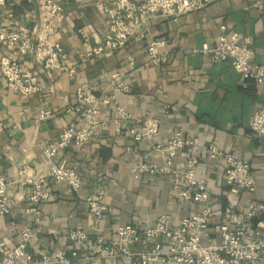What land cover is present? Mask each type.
<instances>
[{
  "label": "crops",
  "instance_id": "0c3cea01",
  "mask_svg": "<svg viewBox=\"0 0 264 264\" xmlns=\"http://www.w3.org/2000/svg\"><path fill=\"white\" fill-rule=\"evenodd\" d=\"M39 1L6 0L5 8L13 11L17 23L31 28L38 24ZM111 4L112 0L63 1L64 18L53 39L62 46L66 64L74 67V74L58 75L52 91H48L45 77L30 57L14 55L0 45V56L17 58L23 68L39 75L41 86L39 92L21 96L8 90L0 75V176L12 178L22 165L29 174L44 171L48 160L43 148L73 121L64 108L75 102L77 87L107 94L113 86L112 73H119L129 86L128 91L115 94V102L133 117L131 124L138 125L137 121L145 117L155 118L159 124L151 140L136 142L128 133L114 130L115 105L101 107L97 135L84 146L64 148L52 158L58 164L77 167L84 182L82 190L77 193L62 183L51 182L50 197L40 203L37 222L26 211L29 188L7 189L9 211L0 215V239L14 246L19 231L24 226L32 227L38 238L27 251L33 256L68 250L67 233L72 228L90 235L84 249H92L93 219L84 202L86 194L105 193L108 211L98 222L96 233L106 240L121 224L143 228L164 215L170 225L176 226L182 217L200 209L204 203L185 202L175 196L170 177L141 175L135 179L132 175L137 157L161 162L152 146L164 144L176 130L203 149L215 145L247 162L255 180L253 196L246 192L231 195L223 185L224 163L206 155L199 157L195 175L204 179L210 191V233L229 214L242 215L252 198L264 202V136L255 135L247 126L250 115L264 100V84L242 80L228 63H215L201 51L203 44L214 45L221 33L236 32L250 38L253 61L264 62V0H217L176 20L156 14L142 18L140 29L147 37L166 43L169 57L161 65H147L144 44L134 41L113 53L82 61L78 53L89 46L82 43L77 27L90 23L104 35V9ZM42 108L49 109L51 117L39 122L36 116ZM174 167L182 171V152L175 156ZM76 264L109 263L81 260Z\"/></svg>",
  "mask_w": 264,
  "mask_h": 264
},
{
  "label": "built area",
  "instance_id": "2783aa9c",
  "mask_svg": "<svg viewBox=\"0 0 264 264\" xmlns=\"http://www.w3.org/2000/svg\"><path fill=\"white\" fill-rule=\"evenodd\" d=\"M65 0H40L38 24L28 27L17 23L13 11L5 8L6 0H0V45L14 55L27 56L40 68L46 79L48 91L61 73L74 74V67L66 64V54L60 43L53 39L64 18L62 3ZM80 1V0H75ZM217 0H112L105 7L107 31L100 35L96 28L85 23L77 27L76 33L88 49L78 53L82 61L101 57L124 48L134 41L144 44L146 64L158 66L165 63L169 52L163 39L148 38L140 29L141 19L156 14L176 20L179 16L198 11ZM201 51L208 54L215 63H228L242 80L264 84V62L253 61V49L249 37H240L236 32L221 33L215 44L202 45ZM131 59V57H130ZM0 75L5 87L11 92L30 96L40 91L39 75L23 68L22 63L8 55L0 56ZM112 89L107 94L97 95L93 91L77 87L75 102L64 108V113L73 116V121L62 128L56 137L43 148L48 160L46 169L29 174L24 165L17 169L12 178L0 176V215L9 211L7 189L13 186L28 187L29 206L26 211L39 220V205L51 194L50 183H62L74 192H80L84 184L77 167L52 161L56 154L67 147H82L98 133L101 124L98 115L101 107L113 103L116 118L114 130L128 133L136 142L151 140L158 133V120L145 117L138 125L131 124L133 117L115 102V94L128 91L127 83L119 73L110 74ZM51 117V111L42 108L37 121ZM249 130L257 136H264V100L254 109L248 119ZM161 158L160 163L137 157L132 166L133 178L141 175H166L170 177L175 196L185 202H202L200 209L182 217L176 226L169 224L164 215L156 218L147 227L139 228L131 223L118 225L113 236L106 240L96 233L97 224L108 211L104 202L105 193L97 191L83 196L85 205L93 219L94 246L85 250L90 235L79 228L67 233L69 249L33 256L27 246L38 236L30 226L19 231V240L14 246H7L0 239V264H76L78 261H105L109 264H264V202L256 198L247 201L242 215L231 213L218 223L213 233L209 232L212 207L210 191L204 179L195 175L199 157L206 155L211 160L224 163L223 185L231 195L246 192L253 196L255 180L250 165L215 145L201 148L186 139L179 130L164 144H153ZM182 152L183 168L174 167L175 156Z\"/></svg>",
  "mask_w": 264,
  "mask_h": 264
}]
</instances>
